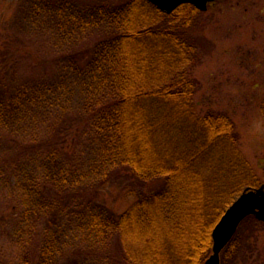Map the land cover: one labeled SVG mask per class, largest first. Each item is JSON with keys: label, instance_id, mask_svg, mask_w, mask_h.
<instances>
[{"label": "trees", "instance_id": "trees-1", "mask_svg": "<svg viewBox=\"0 0 264 264\" xmlns=\"http://www.w3.org/2000/svg\"><path fill=\"white\" fill-rule=\"evenodd\" d=\"M21 12L50 41L54 71L0 84V151L12 134L28 138L37 159L64 153V182L83 195L119 172L136 180L135 200L122 213L93 193L77 206V233L91 249L82 250L83 264H204L224 210L244 188L260 185L231 118L197 109L192 68L206 45L199 11L184 4L166 14L146 0H25ZM39 180L30 175V188L23 186L32 194ZM29 198L18 195L12 210L37 217ZM235 239L223 259L235 252ZM24 253L19 262L29 264Z\"/></svg>", "mask_w": 264, "mask_h": 264}, {"label": "rangeland", "instance_id": "rangeland-1", "mask_svg": "<svg viewBox=\"0 0 264 264\" xmlns=\"http://www.w3.org/2000/svg\"><path fill=\"white\" fill-rule=\"evenodd\" d=\"M24 3L0 0V84L7 87L54 71L56 55L50 41L22 21ZM198 11L206 45L202 43L201 58L192 68L199 82L194 96L197 109L223 112L231 118L239 133V149L256 182L264 185V0H217L206 11ZM80 44L78 49L85 45ZM46 137L44 132L37 135L42 142ZM2 140L0 264H22L19 258L24 252L29 264H40L39 251L46 245L44 264H83L82 250L91 249L83 246L77 233L82 217L77 206L93 193L101 206L122 213L135 200L130 193L136 180L119 172L97 192L88 185L90 191L83 195L80 187L64 182L68 167L64 153L58 151L55 161L37 159L28 138L7 134ZM30 175L40 179V188L34 185L32 194L23 186L24 182L30 188L25 181ZM22 194L30 197L29 206L37 217L24 216L21 206L12 210ZM252 218L241 223L235 252L226 259L220 254V264H264V223ZM111 248L116 251L118 243ZM87 262L92 264L90 258Z\"/></svg>", "mask_w": 264, "mask_h": 264}, {"label": "water", "instance_id": "water-1", "mask_svg": "<svg viewBox=\"0 0 264 264\" xmlns=\"http://www.w3.org/2000/svg\"><path fill=\"white\" fill-rule=\"evenodd\" d=\"M159 11L171 14L179 6L190 4L206 11L216 0H146ZM249 216L264 223V185L259 188L246 187L224 210L212 230V254L204 264H220V253L231 241L239 225Z\"/></svg>", "mask_w": 264, "mask_h": 264}]
</instances>
